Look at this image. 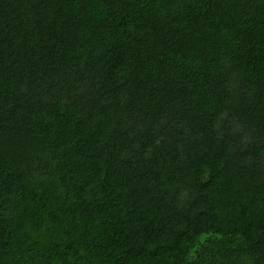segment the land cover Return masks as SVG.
<instances>
[{
  "label": "trees",
  "instance_id": "16d2710c",
  "mask_svg": "<svg viewBox=\"0 0 264 264\" xmlns=\"http://www.w3.org/2000/svg\"><path fill=\"white\" fill-rule=\"evenodd\" d=\"M0 264H264V0H0Z\"/></svg>",
  "mask_w": 264,
  "mask_h": 264
}]
</instances>
